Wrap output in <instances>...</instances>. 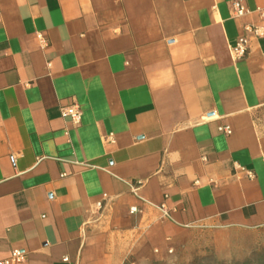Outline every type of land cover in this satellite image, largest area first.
<instances>
[{
    "label": "crops",
    "instance_id": "crops-1",
    "mask_svg": "<svg viewBox=\"0 0 264 264\" xmlns=\"http://www.w3.org/2000/svg\"><path fill=\"white\" fill-rule=\"evenodd\" d=\"M235 1L0 0V260L126 264L264 227V34L245 30L264 0Z\"/></svg>",
    "mask_w": 264,
    "mask_h": 264
},
{
    "label": "rangeland",
    "instance_id": "rangeland-1",
    "mask_svg": "<svg viewBox=\"0 0 264 264\" xmlns=\"http://www.w3.org/2000/svg\"><path fill=\"white\" fill-rule=\"evenodd\" d=\"M126 264H264V227L227 235L201 234L151 259H129Z\"/></svg>",
    "mask_w": 264,
    "mask_h": 264
},
{
    "label": "built area",
    "instance_id": "built-area-1",
    "mask_svg": "<svg viewBox=\"0 0 264 264\" xmlns=\"http://www.w3.org/2000/svg\"><path fill=\"white\" fill-rule=\"evenodd\" d=\"M233 9H234L233 10L234 15L236 16L244 14L247 11L246 7L243 6L241 2L238 0L233 3ZM245 30L254 36H259L261 34H264V10H261L260 12V23L248 24L245 26ZM248 42H249V38L247 35H241L237 38L234 45L231 46V52L234 59L236 60L241 59L246 55L248 50ZM59 110L61 116L68 118V120H70L73 124L78 125L81 122L82 110L77 102L73 101L66 105H60ZM220 129L224 131L226 134H229L231 131L229 126H224L221 127ZM248 175H251L250 172H248ZM158 208L166 218L172 219L169 210L165 208L164 204H160ZM131 210L135 211L136 208L132 207ZM24 257L25 256L23 250L14 249L11 251L9 257L0 260V264L19 263L24 260Z\"/></svg>",
    "mask_w": 264,
    "mask_h": 264
}]
</instances>
